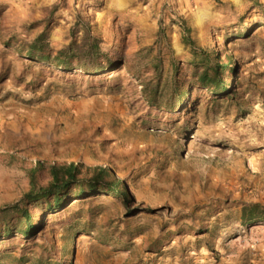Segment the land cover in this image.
<instances>
[{
  "label": "rangeland",
  "instance_id": "rangeland-1",
  "mask_svg": "<svg viewBox=\"0 0 264 264\" xmlns=\"http://www.w3.org/2000/svg\"><path fill=\"white\" fill-rule=\"evenodd\" d=\"M86 31L98 71L23 53ZM207 57L234 62L228 95L194 84ZM72 163L109 170L131 202L99 192L45 212L0 241V264H264V221L243 222L264 209V0H0V208Z\"/></svg>",
  "mask_w": 264,
  "mask_h": 264
},
{
  "label": "trees",
  "instance_id": "trees-1",
  "mask_svg": "<svg viewBox=\"0 0 264 264\" xmlns=\"http://www.w3.org/2000/svg\"><path fill=\"white\" fill-rule=\"evenodd\" d=\"M185 43L194 46L186 28ZM23 53L33 61L48 63L55 68L65 70L80 69L84 71H98L101 64L99 45L97 40L86 31L80 43H73L56 53L51 49L46 33L39 35L34 42L27 46ZM109 61V57H106ZM232 59L220 64L217 60L207 57L200 64H196L193 77L194 84L208 90L214 95H228L232 84L231 75L224 77L233 70ZM187 96V88L176 85L168 108L172 111L181 104ZM150 104L158 106L157 95L149 92ZM51 181L37 191L32 190L24 198L11 206L0 208V241L5 240L13 233L29 237L39 229L43 213H55L65 208L70 202L87 198L99 192H109L127 202L132 196L129 187L124 182H119L113 173L107 169L85 168L80 164H69L62 167H52L50 170ZM38 213L34 216L32 211ZM264 221V209L254 206L250 213H244L245 225L255 221ZM41 225V224H40ZM15 230V231H14Z\"/></svg>",
  "mask_w": 264,
  "mask_h": 264
}]
</instances>
